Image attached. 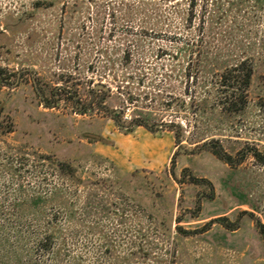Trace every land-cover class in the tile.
<instances>
[{
	"label": "rangeland",
	"instance_id": "rangeland-1",
	"mask_svg": "<svg viewBox=\"0 0 264 264\" xmlns=\"http://www.w3.org/2000/svg\"><path fill=\"white\" fill-rule=\"evenodd\" d=\"M190 1L0 0V264H264V0Z\"/></svg>",
	"mask_w": 264,
	"mask_h": 264
},
{
	"label": "trees",
	"instance_id": "trees-1",
	"mask_svg": "<svg viewBox=\"0 0 264 264\" xmlns=\"http://www.w3.org/2000/svg\"><path fill=\"white\" fill-rule=\"evenodd\" d=\"M196 5H197V2L195 0H191L190 3L188 4L187 21H189V22H191L193 19L196 18V12H195V6ZM205 8L206 7L203 8L204 12H202V15L197 16V17H199L198 19L201 23V28H204V25H205L204 24L205 13H206ZM244 65H245V62L243 61V62L237 64L236 66H232L230 69H226L225 71H222L221 73H219L217 75L220 86L223 87V92H224L223 98L224 99L222 101V104L224 106L229 107L230 105H232L234 102L237 101L238 97L244 96L246 93L245 92L246 91L245 86L248 85L250 82L251 76L253 74V69L251 67L245 68ZM4 72H5L4 69L0 68V85H10V83L8 82V78L3 77ZM240 81L242 82V84H239V83H241ZM97 91L103 92L105 94H107L109 92V91H105L102 89H95V92H97ZM101 103H102V100H99L98 104L100 105ZM48 106L51 107L50 104ZM114 115L116 116L117 114L115 113ZM135 125L144 126L146 128H149V124L144 120H135ZM166 126L169 127L171 125H166ZM12 131H13V125H12L11 121L9 119L8 120L3 119L2 109L0 108V135L6 134V133H9ZM175 137L177 140L179 139L178 133H176ZM214 153L216 156H218L220 159L225 161L227 164H229V165L234 164L231 156L224 153L222 151V149H216ZM253 154L257 159H259L261 162L264 163V159L260 157V155L257 151H254ZM59 165L61 167H63V166H66L67 163L59 162ZM215 221L221 223L222 225H224L226 227L229 226L225 222L224 218H217V219H215ZM210 225H211V222L207 223L199 231H197V233L206 232L210 228ZM261 233H262V236L264 239V228H262Z\"/></svg>",
	"mask_w": 264,
	"mask_h": 264
},
{
	"label": "crops",
	"instance_id": "crops-1",
	"mask_svg": "<svg viewBox=\"0 0 264 264\" xmlns=\"http://www.w3.org/2000/svg\"><path fill=\"white\" fill-rule=\"evenodd\" d=\"M146 138L149 140V136L145 135ZM152 141V140H151ZM136 144V143H135ZM137 151L133 152L132 155H136L135 157H133V160L137 163H142L144 161V159H149L152 162H155V160H157L161 155H162V148L159 147L158 144L155 143V141H152V144L150 147L146 148V150H144L141 145V143L138 141L137 144ZM151 148L152 150L149 151L148 149ZM119 150L122 151V153H124L125 149H124V145H121L119 147Z\"/></svg>",
	"mask_w": 264,
	"mask_h": 264
},
{
	"label": "water",
	"instance_id": "water-1",
	"mask_svg": "<svg viewBox=\"0 0 264 264\" xmlns=\"http://www.w3.org/2000/svg\"><path fill=\"white\" fill-rule=\"evenodd\" d=\"M95 88H99V89H104V90H108V87L107 86H105V85H103V84H97V85H95Z\"/></svg>",
	"mask_w": 264,
	"mask_h": 264
}]
</instances>
